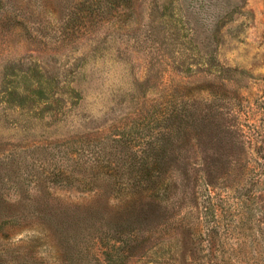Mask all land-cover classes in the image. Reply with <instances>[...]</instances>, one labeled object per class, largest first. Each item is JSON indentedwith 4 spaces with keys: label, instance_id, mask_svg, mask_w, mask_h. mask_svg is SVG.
<instances>
[{
    "label": "rangeland",
    "instance_id": "rangeland-1",
    "mask_svg": "<svg viewBox=\"0 0 264 264\" xmlns=\"http://www.w3.org/2000/svg\"><path fill=\"white\" fill-rule=\"evenodd\" d=\"M0 216V264H264V0H7Z\"/></svg>",
    "mask_w": 264,
    "mask_h": 264
},
{
    "label": "trees",
    "instance_id": "trees-1",
    "mask_svg": "<svg viewBox=\"0 0 264 264\" xmlns=\"http://www.w3.org/2000/svg\"><path fill=\"white\" fill-rule=\"evenodd\" d=\"M7 0H0V12L6 9ZM197 112V111H196ZM193 114L190 116V120L188 121L189 128L197 129L201 123L203 122L202 116H200L201 113ZM191 138V137H190ZM162 164V162H160ZM200 163L199 162H188L186 165V173L184 179L187 180L185 183V188L189 187V183L191 181L195 183L198 181V179L201 177L200 174ZM202 170V169H201ZM106 178L103 179V181ZM179 177L177 176L175 179H173L171 176H167L165 178L160 177L159 175L153 176V205L159 204L161 202H170V195L177 194L179 185L182 183H177ZM148 189V187H145ZM142 191V190H140ZM133 192L129 193L132 194ZM128 193L126 195H129ZM1 219V216H0ZM5 219V218H4ZM1 263V261H0Z\"/></svg>",
    "mask_w": 264,
    "mask_h": 264
}]
</instances>
